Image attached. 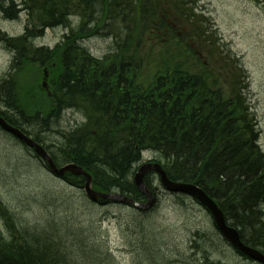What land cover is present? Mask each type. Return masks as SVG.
<instances>
[{
    "label": "trees",
    "instance_id": "1",
    "mask_svg": "<svg viewBox=\"0 0 264 264\" xmlns=\"http://www.w3.org/2000/svg\"><path fill=\"white\" fill-rule=\"evenodd\" d=\"M8 1L0 0V13L5 15L8 11L14 10L20 14L25 13L27 17L25 33L14 44L24 43V38L28 36L41 37L46 26L54 29V24L50 21L51 17H54L53 12L65 16L69 10L75 12L74 19H78L80 32L88 33V37L101 33V36L111 37L114 41L109 53L102 58L88 54L86 49V53L77 61L69 59L65 52L59 50L50 56L41 57L40 64L44 66L43 68L49 69L48 80L53 95L62 90L64 100L60 101L59 110L42 111L36 117V125L50 130L52 123L59 120L65 110L77 108L84 115L83 123L76 125L69 132L57 131L60 137L57 153L49 151L40 133L27 128L32 113L26 114L25 105L20 101L14 105L3 104L5 108L1 109L0 113L10 124L21 128L24 133L43 145L57 166L75 163L91 173L93 187L96 190L118 191L141 202H145L147 198L138 189L134 178L129 182V187L120 182L121 178H125L126 173L134 169L135 163L142 159L139 150L143 148L155 152L152 161L162 162V156L168 155L172 158L171 161L163 156L173 166L167 168L164 165L168 176L172 180L197 184L203 188L220 205L227 221L239 230L241 239L264 252V240L258 242L255 239V236H264V226L260 228V223L264 219L261 220L258 215L259 203L264 197V169L251 155L247 156L244 153L248 146H259L260 136V132L258 135L252 132L254 127H258L256 119L246 112L247 93L250 90L249 74L241 57L222 36L212 21L213 18L197 12L194 7L196 0H105V5L109 8L98 19L92 18L87 6L88 0H25L19 4L13 0L14 5L7 9ZM18 6L21 7L20 11H17ZM111 14L114 23L107 25L104 21ZM130 17L131 20L128 21ZM188 39H194V43L185 42ZM226 47L229 48L228 51L224 50ZM167 48H175L177 53H181L182 59L175 58L173 61L168 57L163 59L165 52L162 51ZM28 54L30 53L20 51L15 56L14 66L19 68V72L29 61L34 62ZM199 54L205 58H199ZM144 68L150 72L156 69V73H152L148 82L145 81L148 74L143 72ZM42 77L43 69L41 73L37 72L35 87L38 93L34 92L35 99L40 97L48 100V96L41 89ZM2 82L3 85L0 87L7 85L13 89L15 87V82L11 78L3 79ZM122 83H126L128 92H120L119 95L126 103L108 106L110 95L119 93L111 87ZM65 91L72 94L69 101ZM130 101L132 104L123 110L124 105ZM203 103L209 104L204 113L195 115L192 113L193 109H190L185 119L179 120L185 122L173 120L174 110L180 108L182 104L188 105V108L191 106L195 108ZM139 106H143L144 110L136 114L135 109ZM19 114L26 116L27 120L22 121L17 117ZM75 138L77 140L80 138L79 140L86 144L74 146L71 140ZM123 138L130 142L131 153L117 152ZM213 139L227 143L230 154L241 158L240 162H229L232 168L240 173V177L237 186L227 195H221L217 190L213 191L212 187L200 180L185 177L190 170L205 174L202 167L209 168L208 176L205 174V177L218 179L219 176L226 175L228 164L220 166L215 160L217 168L214 169L211 158L208 157L210 153H205V150L214 143ZM246 141L250 143L242 147L241 144ZM164 149H170V153H164ZM86 152L88 157L84 156ZM199 152L201 156L205 154L204 159L198 158ZM121 156L123 159H120ZM152 172L146 174L145 182L155 191L150 181ZM106 176L119 183L113 188L107 187L104 180ZM64 179L75 189L83 192L81 196L89 203V207L86 208H97V205L113 202L101 199L97 202L89 201L83 191L86 181L84 176L67 173ZM43 197L54 198L57 201L63 197V201L66 202L62 203L63 212L58 214L59 217H55L57 208L47 205L48 213L49 210H55L49 214L47 229L37 233L35 229L27 232L28 227L25 226L22 216H17L20 218L19 223L15 221L18 227L15 233H11L10 240H5L0 234V264H67V262L121 264L109 245L103 243L104 236L99 235L97 238L94 234L95 221L83 220L82 223H77L82 221L80 217L88 213L85 211L86 208L81 207L76 200H67L64 195L53 197L46 193ZM231 204H236V211L232 210ZM7 207L5 201L0 199V222L3 221ZM133 210L144 218L143 223L147 222V216L153 213L152 209ZM70 222L77 223L76 230H72ZM140 223L137 228L138 232L142 233L146 223L144 227L141 221ZM214 226L218 231L215 223ZM52 230L55 232L61 230L65 235L61 245L52 244ZM145 230L146 228L143 232ZM201 234L194 233V238L203 240ZM151 237L148 233L145 241ZM77 238L91 244L97 240L102 244H98L90 254L84 253V244L79 246V251H67L66 244L69 241H78ZM153 243L155 252L157 249L160 252L157 240ZM198 253L204 256L199 247ZM158 258L168 264L170 256L159 254Z\"/></svg>",
    "mask_w": 264,
    "mask_h": 264
},
{
    "label": "rangeland",
    "instance_id": "2",
    "mask_svg": "<svg viewBox=\"0 0 264 264\" xmlns=\"http://www.w3.org/2000/svg\"><path fill=\"white\" fill-rule=\"evenodd\" d=\"M195 2L194 7L197 12L206 14L210 19L212 17V21L217 25L222 36L231 43L234 52L243 58L250 75V98L254 100L260 119L258 121L261 131L260 144L264 148V0H196ZM26 20L25 13L21 14L20 21L11 23L3 20L0 15V28L7 35L20 36L24 32ZM130 20L131 17L128 21ZM73 21L76 23L78 19H73ZM122 23L126 24L125 22ZM64 33V29L48 30L40 41V45L55 47L61 42ZM101 35V33H98L90 36L82 44L84 51L86 49L88 54L91 53L99 58L108 54L112 45H114L113 38H106V36ZM185 42L193 44L194 39H188ZM185 42H183V45H185ZM162 52H165L163 59L167 57L171 61L182 59L181 53H177L175 48H167ZM198 57L205 58L202 54H199ZM14 61L13 50L0 41V81L14 78L15 97L25 105L26 114H31L34 108L35 110L39 109L41 112L48 111L46 108L47 99H35L34 94V92L38 93L34 84L37 79V72L41 73L44 66L29 61L27 66L22 67L19 72V68L13 66ZM143 72L148 74V77L145 78V81L148 82L151 80L152 73H156V69L150 72L144 68ZM4 108L3 104L0 103V110ZM83 121V113L75 108L63 111L61 118L52 123L50 130L43 129L39 125H36L35 128L28 127V129L40 133L44 138L45 145L49 147V151L57 153L59 150L58 138H60L57 131L69 132ZM155 155L154 151L147 149L139 162L152 160ZM149 171H155V169ZM152 173V175L156 174L155 172ZM153 184H155L153 186L157 201L151 210L153 213L150 216L148 215L147 222L143 223V227L146 223V233L143 232L145 228L142 233L138 232L139 228L134 234L129 235L127 233L124 224L126 220H134L135 214L129 212L133 209L132 206L119 203L120 205L111 204L107 208L102 207L104 208V214L99 220L104 224L103 229H109L111 234L109 238L110 249L113 250L121 264H167L163 259L158 258L159 254L170 256L168 264H194L192 262L196 258L195 255H197V258L198 256L202 257V254L198 251L195 254L192 249L193 242H189L194 233H202L203 240L200 241L199 238H196L198 244H208L209 240H213L214 246L217 241L225 244V247H223L226 250L224 251L225 255L222 253L221 255L222 259L228 256L225 260L229 264H259L239 254L220 236V233L216 231L211 215L201 203L187 195L182 196L181 194L167 192L158 179ZM72 188L75 190L66 180L51 173L48 166L34 151L23 145V143L19 144L12 136L0 130V199L5 201L7 205L12 209H18V211H25L26 216L30 219L42 223L47 207L45 206L41 210L37 207L39 203L36 202L35 206L31 205L32 210L29 212L28 209H25V206L20 208L19 200L23 193L36 190V195L26 203V206H29V201L33 203L32 200L41 192L44 193V196L49 193L53 197H60L62 195L66 196L69 193L67 191ZM157 188H160L161 191L159 192ZM79 192L77 190V193ZM39 198H42V196ZM182 200H185V204L184 202L181 203ZM52 208L54 207L52 206ZM88 209L86 208L85 211L89 212ZM54 210H49V214ZM56 216L59 217L58 214ZM148 233L152 236V242L157 240L160 246V252L157 249V252L150 254V256L143 252L139 253L137 249L133 250L134 245L144 243ZM134 251L138 254H134ZM148 253L151 252L148 251ZM217 259L221 260L220 254Z\"/></svg>",
    "mask_w": 264,
    "mask_h": 264
},
{
    "label": "bare ground",
    "instance_id": "3",
    "mask_svg": "<svg viewBox=\"0 0 264 264\" xmlns=\"http://www.w3.org/2000/svg\"><path fill=\"white\" fill-rule=\"evenodd\" d=\"M14 1L17 4H19L25 0H14ZM14 1L9 0L8 3L6 4V8L10 9L14 5V3H15ZM87 3H88L87 6L89 7L88 10H90V12L92 13V18H94V19H98V17H100V15L103 14L109 8L108 5H105V0H88ZM20 10H21V7L18 6L17 11H20ZM53 14L52 15L54 17H51L50 21L54 24V29H64L65 30L64 36H63L59 46L49 47L46 45L45 46L40 45V41L45 36L46 32L51 28L48 26L45 27L44 34L41 37L35 38L33 35L28 36V37L24 38V43H22V44H14V42L16 40L20 39V37L25 33V30H24L22 35L13 37V36L5 34L0 28V41H1V43L5 44V46L7 45L11 50L13 49V53L15 56L18 55V52H20V51L29 52L30 54H28V57L32 58L33 61L36 63L41 62V57L50 56V55L54 54L55 52H57L58 50L65 52L68 55L69 59L73 58L75 61H77L78 58L82 54L86 53L83 49L84 47L82 44L88 40V38H89L88 33H85L82 31L80 32L79 23L78 22L74 23L73 19H74L75 12L73 10H69V12H67L65 14V16H63L61 13L56 14L55 11L53 12ZM0 15H1L3 20H5L6 22H10V23L11 22H18V21H20V18H21L20 12H16L14 10L8 11L5 15L0 13ZM112 18H113V15L111 14L105 19L104 22L107 25L113 24L114 20H112ZM224 50L228 51L229 48L226 47V48H224ZM1 85H3L2 81H0V86ZM41 89L44 91V93L46 95L51 94V95H49L50 97H48V100H47V107H46L47 110L49 112L59 110L60 101L64 100V95L62 94V90H58L59 93L53 95L52 89L47 90V89H44L42 87H41ZM111 89L114 91H118L119 93H113L112 95H110L108 102H107L108 106H117L118 104H120V102L126 103V102H123V100H124L123 97H121L119 95L120 92H128V87H127L126 83L125 84L124 83L117 84L115 86H112ZM65 94L67 97V101H69L70 96L72 94L69 91H65ZM13 96H14V98H13ZM39 99H42V98L39 97ZM247 99L248 100L246 102L247 103V111L246 112L253 119H256L257 126H258V127H254V131L252 130V132L255 135H258V133L260 132L258 121H260V119H259L256 107L254 104V100H252V98H250L249 93H247ZM18 101H19V99H16L15 90L13 88L9 87V85H7L5 87H3V86L0 87V103L1 104L6 103L7 105L8 104L14 105V104H18ZM131 104H132V101H130L129 103L124 105L123 110L124 109L126 110L127 107ZM208 107H209L208 103L200 104V105L196 106L195 108H193L192 106L188 108V105L182 104V106L180 108H178L177 110H174L173 120H175L177 122H185L184 120H182V121H179V120L185 119L186 114L189 111H191L192 109H193L192 110L193 114L200 115V114L204 113L208 109ZM229 109L230 110H236L235 108H229ZM143 110H144L143 106H139L135 109V113L138 114L140 112H143ZM236 112L238 114L240 113V111L239 112L236 111ZM40 114H41V111L39 109L35 110V108H34V110L32 111V117L30 118V123H27V128L28 127L29 128L30 127L35 128L36 123H37V121L35 122L36 117ZM17 117L20 118L22 121L27 120L26 116H22L21 114L17 115ZM16 128L19 129L20 131H22L21 128H18V127H16ZM24 128H25V125H24ZM1 130L5 133L9 134L10 136H12L15 140H17V142L19 144H22V140L16 134H13V133L7 131L3 127H1ZM24 134L27 135L26 133H24ZM79 139L80 138H78V140L76 138L72 139L71 140L72 144L76 147L81 146L82 140H79ZM225 140H226V142H228V138H226ZM213 141H214V143L208 147L209 149L205 150V153H210L209 156L208 155L207 156L211 158V163L213 164L214 169L217 168L216 167L217 165H215V163H216L215 160L220 164V166H224V165L228 164L227 167L225 166L228 170L226 175L219 176L218 179H215L213 177L208 178V177H205V174L208 176L209 168L205 169L204 167H202V171L205 174H198V173H195V172L190 170L189 173L186 174L185 177L187 179L200 180L202 183H205L208 186L212 187L213 191L217 190V191H219V193L221 195H224V194L227 195V193L229 191H233L235 186H237V183H238L239 177H240L239 176L240 173L238 171L234 170L231 166L232 164H230V163H236V161L240 162L241 158L234 156V154H230L231 151L228 150L229 147H228L227 143L221 142L220 140L217 141L214 139H213ZM249 143H250V141H246L245 143H242L241 146L245 147ZM258 143H259V146L253 145V146L246 147L244 149V153L247 156L251 155L253 160L257 164L260 163L261 164V165L259 164L260 167L262 166V168L264 169V148L261 146L260 141H258ZM84 144H86V142L82 143V145H84ZM119 145H120V147L117 150V152H124V153L129 152V153H131L130 152V142L126 138H123L121 144H119ZM135 151L138 152V150H135ZM145 151H147V150L144 148L139 150V156H143ZM166 152L170 153V149H164V153H166ZM118 155L120 156V153H118ZM84 156L88 157L89 155L86 152ZM163 156H166V155H163ZM163 156H162V160H161L162 162H158V163L160 165H162L163 167L165 165L167 168H170V166H171V168H173V166L171 164H169V162L167 161L168 159H170L169 161H171L172 158L168 157V155H167L166 157L168 159H165ZM197 156L200 159L201 158L204 159L205 154H204V156H201V152H199L197 154ZM207 156H206V159H208ZM242 157H245V156H242ZM120 159H123V156H121ZM139 163L140 162H136L135 165L133 166L134 169H131L129 172H127L125 175L126 177L124 176L125 178H123V177L121 178L120 182H123L125 184V187L126 186L129 187V185H130L129 182L132 181V178H134V181L137 183V176H138L139 172L141 171V169L144 166L155 163V161H152L150 159V160L143 161L140 164ZM131 167H132V164H131ZM144 177H145V175H144ZM156 179H158V180L160 179V177L157 174L150 176V181L152 183H155ZM104 180L107 182V187H109V188H113L117 185V183H119L118 181H116V180L114 181L111 177H107V176L104 177ZM153 185L155 186V184H153ZM194 185L198 186L197 184H194ZM31 186H33V185H31ZM198 187L201 188L200 186H198ZM29 188L31 189V187H29ZM201 189H203V188H201ZM75 190L73 188L71 190H68L67 192H69V193H67L66 197L64 196V198H67V200H76V202L81 207L86 208L87 205L89 204L88 201H86V199H83V197L81 196L82 193H80V192L77 193V190L76 191ZM157 190L159 192L161 191L160 188H157ZM97 191L100 193H104V191H99V190H97ZM111 192H113V191H111ZM35 195H36V190H31L28 192L25 191L23 193L21 199L19 200L20 208L25 206V209H28V212H29L30 210H32L31 205L35 206L36 202H40L37 207L40 208L41 210L43 208H45V206L49 205V206H53L54 208L55 207L57 208V210H56L57 214H59L60 212H63L64 209H62V203L65 202V201H63L64 199H62L63 197H60L59 201H57V199L55 200L54 198L48 199V197H46V198L43 197L44 196L43 192L37 194V196L34 198V200H32L33 203H31L29 201V206H26V203L28 202V200L31 197H34ZM41 196L43 197L42 199L37 198V197H41ZM87 198L89 199V197H87ZM18 199H19V197H18ZM99 199H101L103 201L109 200V198H105V197H99ZM183 202L185 204V200H182L181 203L183 204ZM103 204H104V206L103 205H97V208H94V207L89 208L88 209L89 212L86 213L84 216H82L83 218L80 217L82 219V221L77 222V223H82L83 220L88 221V222H94L95 221L94 223H96V224L94 226V229H95L94 234L97 235L96 236L97 238H99V235L104 236V238L102 239L103 243L108 244L109 248H110V240H109L110 235H111L110 231H109V229H106V228L103 229V225H104L103 222L97 221V220H99L97 218H100L104 214V208H102V207L107 208L108 205H111V204H117V205H120V204L118 202H105ZM259 204H260V206H259L258 215L260 216V219L263 220L264 219V197H262L261 202ZM7 206H8L6 209L7 212L5 215H3V218H2L3 221L0 222V234L4 237L5 240H7V241L10 240L11 233L16 232V229L18 226L15 225V224H17L15 221H17L19 223L20 218L17 217L19 215L22 216L21 218L23 219L25 226L29 228V229L27 228V230H26L27 232H31L32 230L35 229L36 233H37V232L43 231L44 229H47V222H48L49 217H50L49 213H48V209H46L45 218H44L43 222L41 223L40 221L30 219L28 216H26L25 211H23V210L18 211V209H15V208L12 209V207H10L9 205H7ZM230 207L232 208V210L234 209V211L237 210L236 204H231ZM129 212H132L133 214H135L133 217V219L135 221L134 220H126V222L124 224V226L127 228L126 229L127 233L130 235V234H134L135 232H137V226L141 225V223L139 222V219L142 223H143V220H142V216H138V214L135 210L131 209V210H129ZM98 215H99V217H96ZM55 217H56V215H55ZM60 218H61V216H60ZM77 223H75V224L71 223V222L69 223V226L72 227V230H76L75 227H76ZM262 225L264 226V220L261 221L260 228H262ZM84 227L86 228V226H84ZM263 232H264V228H263ZM255 237H256L255 238L256 241H258V242H263V240H264L263 235H262V237H258V236H255ZM64 239H65V235L61 233V230L57 231V232H55L54 230L51 231L52 244L54 243L55 246L61 245V243L64 242ZM83 240L84 239L80 238L76 242L69 241L66 244L67 245V247H66L67 251H69V252L79 251V246L80 245L83 246V244H84L85 245L83 247L84 253L90 254L98 247V244H102L101 242H98L97 240H94V242L92 244L87 242V241H83ZM212 241L209 240L208 244H206V243L198 244V241H196L194 236H193V238L189 239V242L194 243V244L192 243V249L195 252V254H197L198 247H199V249L202 250V253L204 254V256H202V257L198 256V258H197V255H195L196 258L193 259L192 263H194V264H229L226 262L227 260H225L228 256L225 259H222V255H221V253L225 255L224 251H226V250L223 248V247H225V244H222V242L220 243L217 241V243L214 246V243ZM226 246H227V243H226ZM134 249H137V251L139 253L143 252L148 256H150V254H152V253H148V251L154 252V253L156 251L155 244L152 242L151 238H147L143 244L134 245L133 250ZM138 252L134 251V254L137 255ZM219 254H220L221 260L217 259ZM244 257L247 259L252 258L249 255H247L246 253H244ZM71 263L74 264L73 262H71ZM67 264H70V263L67 262ZM261 264H264V262H261Z\"/></svg>",
    "mask_w": 264,
    "mask_h": 264
},
{
    "label": "water",
    "instance_id": "4",
    "mask_svg": "<svg viewBox=\"0 0 264 264\" xmlns=\"http://www.w3.org/2000/svg\"><path fill=\"white\" fill-rule=\"evenodd\" d=\"M44 86H47L46 81L43 83ZM0 125L5 128L7 131L16 134L22 141H24L28 146L35 148L36 151L43 157L45 160H47L52 167V169L58 174V175H64L66 172H72L74 174L78 175H84L86 177V183H85V190L87 194L93 199L98 200L99 197H105L112 200H120V201H126L133 203L134 206H136L139 209H146L149 208L153 203V196L151 192L146 188L144 183V175L145 173L150 169H155L161 176V180L170 190L173 191H183L190 193L194 195L196 198L201 200L208 208L211 209V211L214 214L216 223L220 230L228 237L234 245H236L241 251L245 252L250 257L254 258L257 261L264 262V254L260 252L259 250L252 248L248 245H246L244 242L241 241L238 232L227 225L223 212L221 209L217 206V204L205 193V191L198 186H195L193 184H184V183H177L174 181H171L165 170L159 165V164H149L147 166H144L141 171L139 172L137 176V186L138 188L149 197V202L147 204H139L135 202L134 200L125 197L118 193H100L98 191H95L92 187V176L84 170L82 167L76 165V164H69L62 168H57L50 155L46 152V150L37 144L33 139L29 138L27 135H25L22 131L17 129L16 127H13L12 125L8 124L7 121L1 117L0 115Z\"/></svg>",
    "mask_w": 264,
    "mask_h": 264
}]
</instances>
